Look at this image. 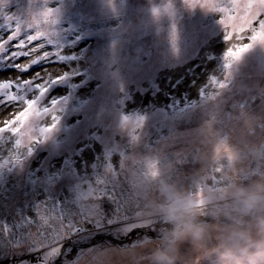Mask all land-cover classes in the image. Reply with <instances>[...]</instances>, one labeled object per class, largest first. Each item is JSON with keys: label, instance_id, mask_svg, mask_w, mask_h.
<instances>
[{"label": "rangeland", "instance_id": "1", "mask_svg": "<svg viewBox=\"0 0 264 264\" xmlns=\"http://www.w3.org/2000/svg\"><path fill=\"white\" fill-rule=\"evenodd\" d=\"M189 4L0 0V38L6 39L10 25L17 23L20 38L23 32L47 31L26 49L28 57L9 60L7 48L0 52V81L30 78L42 70L64 76L41 101L43 106L59 101V121L47 139L32 145L31 154L27 145L16 148L18 137L0 133V164L14 151L21 156L20 164L9 161L0 167V219L11 226L17 216L33 213L35 204L45 200L74 210L76 186L94 185L111 163L117 171L124 166L122 188L129 214L151 225L134 233L106 228L74 238L54 264H76L81 253L78 264H152V248L173 228L158 210L167 203L161 181L174 184L201 207V219L215 223L207 214L210 195L231 211L238 206L232 186L264 178V44L255 43L226 68L228 49L249 42L250 34L242 41L226 40L221 12ZM46 9L52 15L42 28L35 27ZM4 14L14 19L7 21ZM28 23L34 27L29 29ZM57 51L59 62H54L51 53ZM44 52L50 58L28 72L14 66L43 58ZM227 77L225 89L211 85L213 78ZM21 91L34 97L32 89ZM18 108L0 104V126ZM137 120L142 121L139 128ZM42 123H51L50 116ZM144 179L150 183L141 191L138 185ZM103 207L114 205L105 202ZM234 215L250 226V217ZM223 222L231 223L226 218ZM183 256L192 258L189 245L183 246ZM214 260L203 258L199 264ZM0 264L19 261L0 255Z\"/></svg>", "mask_w": 264, "mask_h": 264}, {"label": "snow or ice", "instance_id": "2", "mask_svg": "<svg viewBox=\"0 0 264 264\" xmlns=\"http://www.w3.org/2000/svg\"><path fill=\"white\" fill-rule=\"evenodd\" d=\"M189 4V0H186ZM200 7L219 11L223 15L221 23L225 26V39L232 41L245 40V33H249V42L237 43L230 47L225 56V67L231 68L234 61L239 60L255 43L264 44V0H191L190 7ZM0 7V12H2ZM6 15L7 21H12L14 17ZM52 15L51 9H46L42 13V21L37 28H42L48 18ZM27 27L32 29L34 24L28 23ZM10 34L7 38H0V52L7 48V58H15L18 61L22 57H28L33 42H38L42 36L47 35V31L36 30L34 34L23 32L17 23L13 28L10 25ZM13 45L14 41H17ZM10 45H12L10 47ZM43 47V45L41 46ZM13 48L15 50H13ZM60 53H51L54 62H59L57 57ZM50 54L44 52L43 58H37L30 63H16L14 66L19 72H28L33 64L41 62V59H49ZM45 77H47L45 79ZM64 78L63 75H53L47 70L36 72L30 78L16 77L15 79L0 81V104H15L19 106L11 119L3 120L0 126V133L10 132L16 137V148L27 145V152L31 154L32 145L40 142L41 138L47 139L48 135L55 129L59 115L57 114L58 100L52 99L50 106H43L41 101L45 98L49 88ZM227 77L223 81L214 78L211 85L216 89L223 90L228 86ZM37 81H43L39 83ZM32 89L33 98H27L23 92ZM51 118V123H42L44 117ZM142 121H136L139 128ZM37 133V134H33ZM27 137V143H25ZM135 140L136 137L133 136ZM219 151V149H218ZM9 161L16 164L21 163V156L18 152H13L9 156ZM4 164H0L3 167ZM123 165L121 169L113 168L111 163L107 164L103 177H98L95 184H88L81 187L76 186L75 209L69 210L62 207L58 202L41 201L34 206V212L28 215L17 216L14 223L9 226L8 222L0 219V255L6 258L10 256L12 260H18L19 264H54L63 255L64 245L70 243L74 238L83 239L91 233L100 229H110L123 233H134L140 229H151V225L139 220L134 214H129L125 191L122 188ZM152 175L155 176V165L150 164ZM219 171V170H218ZM105 202H110V210L103 207ZM200 203H203L202 201ZM67 222V223H66ZM82 225V226H77ZM67 233V234H66ZM31 240L25 244L24 241ZM47 241V243H45ZM84 253H81L80 257ZM79 257V258H80ZM79 258L76 261L78 264Z\"/></svg>", "mask_w": 264, "mask_h": 264}, {"label": "clouds", "instance_id": "3", "mask_svg": "<svg viewBox=\"0 0 264 264\" xmlns=\"http://www.w3.org/2000/svg\"><path fill=\"white\" fill-rule=\"evenodd\" d=\"M149 183L144 179L138 187L144 191ZM160 191L167 203L158 210L173 228L152 248V264H199L201 259L212 257L214 264H264V178L247 186L234 184L230 191L238 206L231 211L210 195L207 214L215 223L201 219V207L174 184L161 181ZM234 212L250 217V226L246 227ZM225 218L231 223H224ZM184 245L191 247V259L183 256Z\"/></svg>", "mask_w": 264, "mask_h": 264}, {"label": "trees", "instance_id": "4", "mask_svg": "<svg viewBox=\"0 0 264 264\" xmlns=\"http://www.w3.org/2000/svg\"><path fill=\"white\" fill-rule=\"evenodd\" d=\"M204 219H206L207 217H203ZM208 219V218H207Z\"/></svg>", "mask_w": 264, "mask_h": 264}, {"label": "bare ground", "instance_id": "5", "mask_svg": "<svg viewBox=\"0 0 264 264\" xmlns=\"http://www.w3.org/2000/svg\"><path fill=\"white\" fill-rule=\"evenodd\" d=\"M81 263V262H80Z\"/></svg>", "mask_w": 264, "mask_h": 264}, {"label": "water", "instance_id": "6", "mask_svg": "<svg viewBox=\"0 0 264 264\" xmlns=\"http://www.w3.org/2000/svg\"><path fill=\"white\" fill-rule=\"evenodd\" d=\"M125 239V238H124Z\"/></svg>", "mask_w": 264, "mask_h": 264}]
</instances>
